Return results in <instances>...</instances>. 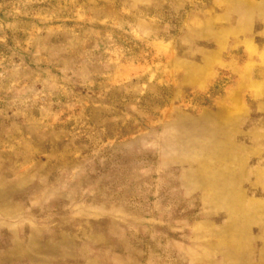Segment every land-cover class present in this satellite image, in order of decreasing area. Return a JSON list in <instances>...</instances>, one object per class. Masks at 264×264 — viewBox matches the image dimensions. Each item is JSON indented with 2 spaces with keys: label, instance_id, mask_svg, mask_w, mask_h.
Here are the masks:
<instances>
[{
  "label": "rangeland",
  "instance_id": "obj_1",
  "mask_svg": "<svg viewBox=\"0 0 264 264\" xmlns=\"http://www.w3.org/2000/svg\"><path fill=\"white\" fill-rule=\"evenodd\" d=\"M0 264H264V0H0Z\"/></svg>",
  "mask_w": 264,
  "mask_h": 264
}]
</instances>
